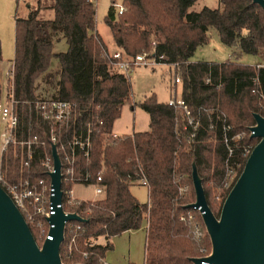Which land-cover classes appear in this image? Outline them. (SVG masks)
Instances as JSON below:
<instances>
[{"label": "trees", "instance_id": "1", "mask_svg": "<svg viewBox=\"0 0 264 264\" xmlns=\"http://www.w3.org/2000/svg\"><path fill=\"white\" fill-rule=\"evenodd\" d=\"M195 2L121 0L122 13L108 7L105 23L116 47L131 57L153 49L156 56H165L162 62L175 64L180 97L189 111L148 96L139 102L149 115L148 129L117 137L112 136V126L122 107L131 102L130 81L114 67L96 30L94 1L37 0L26 17H15L13 96L24 135L45 140L49 133L48 123L34 107V101L41 99L37 80L42 78L54 89L51 98L74 105L68 123L55 130L58 141L68 142L74 134L90 138L88 157L76 152L77 176L89 173L88 181L94 183L101 172L105 188L101 198L68 207L85 221L80 222L83 230L76 236L77 250L65 257L61 246L63 262L101 264L99 258L112 249L111 237L139 229L144 222L143 264H194L192 258L210 254L201 215L187 207L195 201L193 164L207 204L219 217L246 162L243 148L258 142L249 135V127L255 124V113L264 117V66L191 58L209 41L210 29L234 49L233 54L264 57V9L252 0H219L216 8L190 10ZM43 9L52 10V18L40 16ZM60 38L65 39L67 50L54 53V42ZM53 58L58 62L54 73L50 70ZM238 134L241 138L233 141ZM225 138L232 148L230 156ZM38 152L31 164L33 177L45 176L39 163L43 152ZM8 164L15 179L18 160L9 155ZM237 164L231 184L213 195V188H223L226 168ZM141 179L147 181L144 203L130 190ZM215 197L220 199L217 207ZM30 230L40 243L36 229L30 225ZM100 238L104 242H96ZM80 251L88 255L83 257Z\"/></svg>", "mask_w": 264, "mask_h": 264}, {"label": "built area", "instance_id": "2", "mask_svg": "<svg viewBox=\"0 0 264 264\" xmlns=\"http://www.w3.org/2000/svg\"><path fill=\"white\" fill-rule=\"evenodd\" d=\"M111 5L115 8L117 13H122L125 10V6L121 2L112 1ZM109 56L113 59L112 64L114 67L125 73L137 66L154 67L160 64H167L162 62L165 60V56H156L153 49L151 51H142L132 57L127 56L124 52L117 49L109 52ZM170 66L174 69L176 65L172 64ZM13 73L14 61L11 62L8 70L4 71L0 67V187L18 208L28 226L30 227L31 225L36 229L37 239L40 243H38L36 239L35 240L38 246L41 247L45 240L52 239L49 231L53 227V224L49 223L48 218L55 213V208L51 202V197L54 195V188L52 187L50 178V173L54 172L52 145H55L61 162L62 194L61 201L56 207H61L64 213H70L67 210L68 207L87 200L79 199L73 195V188L76 184L91 186L93 188V196L90 199L92 201L101 198L104 195L105 188L101 184V172L98 173L94 183H89V173H86L82 177L76 174V152L77 150L82 151L84 155L88 157L90 148L89 136L83 137L81 134H74L68 142L64 143L59 142L55 134L56 128L62 124L68 123L74 114V105L70 101L51 97L34 101L35 109L49 125V133L45 140L40 139L38 135H24L19 125L16 101L13 96V86L11 83V81H13ZM174 82L180 83L179 74L175 75ZM6 84L10 85L8 89L3 90V86L5 87ZM168 103L183 106L187 114L189 113L186 105L181 99H171ZM227 128H230V126H227ZM251 134L252 131L249 130V135L251 136ZM236 137L237 135L233 137L232 140L237 141L241 138L238 137L239 139H236ZM224 141L228 146V139L225 138ZM40 149L43 154L39 158V163L45 176L33 177L31 164L35 154L39 153L38 151ZM228 149L230 156L232 148L228 146ZM252 149V145H246L243 148L242 155L248 157ZM9 155H12L14 159L18 160V171L15 179L10 177L11 171L9 170L8 164ZM237 166H239V164H237ZM227 169L229 173H233L235 167ZM231 182L228 183L225 179V186H229ZM139 183L147 186V181L145 179H141ZM82 230L83 228L79 221L65 222L63 241L61 243V246L63 245L65 257H69L73 250H77L76 236L78 232ZM94 243L95 242H85V244L89 246ZM80 252L83 257L88 255L87 251ZM99 261L101 264H108L102 257L99 258ZM62 263L70 264L63 261ZM201 264H208V262L202 261Z\"/></svg>", "mask_w": 264, "mask_h": 264}, {"label": "water", "instance_id": "3", "mask_svg": "<svg viewBox=\"0 0 264 264\" xmlns=\"http://www.w3.org/2000/svg\"><path fill=\"white\" fill-rule=\"evenodd\" d=\"M264 9V0H252ZM251 137L258 139L242 172L227 194L216 217L207 204L195 164L192 183L195 201L187 207L198 210L209 235L211 252L192 258L194 264H264V117L255 113ZM54 172L50 173L55 213L48 218L52 239L38 246L24 217L0 187V264H64L60 257L64 224L83 222L78 214L56 207L61 201V162L52 145Z\"/></svg>", "mask_w": 264, "mask_h": 264}, {"label": "rangeland", "instance_id": "4", "mask_svg": "<svg viewBox=\"0 0 264 264\" xmlns=\"http://www.w3.org/2000/svg\"><path fill=\"white\" fill-rule=\"evenodd\" d=\"M93 1L95 5L96 28L108 46L112 47L113 36L110 28L105 23V15L112 1L121 2V0ZM36 3L37 0H0V67L4 71L9 69L11 62L14 60L15 17H26L29 13L28 5L34 7ZM204 6L216 8L219 6V0H196L190 7V10L199 11ZM50 11L52 10L43 9L40 16L47 18ZM67 47L65 39L61 38L54 43L53 52H65ZM233 53L234 49L224 45L220 41L217 32L214 29H210L209 41L205 45L197 48L191 60L215 62L234 60L246 65L264 64V57L261 55ZM52 63L53 66L50 70L54 73L57 69V59L53 58ZM126 74L130 81L131 104L127 103L124 106L122 116L118 123L126 122L132 124L135 122L138 128L143 123L148 125L149 115L139 106V102L151 95H154L160 102L168 101L169 98L173 97L178 99L181 96V83L174 82L175 75L179 73H176L170 65L160 64L154 67L137 66ZM11 83L13 86V81ZM9 85L6 84L5 87L3 86V90L8 89ZM37 87V93L40 98H49L54 93V89L44 83L42 78L37 80ZM241 136L242 134H238L236 139H239L238 137ZM227 170L226 168L225 179L230 183L238 172V166L235 167L233 173H229ZM209 173L212 174V171ZM227 187L224 183L223 188H213V195L219 194L222 189H226ZM130 190L139 202L144 203L147 201V188L145 185L135 183L130 187ZM73 195L79 199H87L86 201H89L93 196V188L91 186L76 184L73 188ZM215 201L217 207L220 199L215 197ZM110 241L112 243V249L108 250L105 254V261L108 264H143L145 231L142 228L122 232L111 237ZM96 242H104V239H97Z\"/></svg>", "mask_w": 264, "mask_h": 264}, {"label": "crops", "instance_id": "5", "mask_svg": "<svg viewBox=\"0 0 264 264\" xmlns=\"http://www.w3.org/2000/svg\"><path fill=\"white\" fill-rule=\"evenodd\" d=\"M29 7H30V5H28ZM43 11V10H42ZM41 11V12H42ZM40 12V13H41ZM52 16H53V12L52 11H50L49 13H48V15H47V18H52ZM96 30H97V28H96ZM97 32H98V30H97ZM99 33V32H98ZM102 37V36H101ZM61 39V38H60ZM59 39V40H60ZM103 39V38H102ZM103 41H104V39H103ZM55 43V42H54ZM104 43L106 44V46H107V48H108V50H109V52H111V51H115V50H117L118 48L116 47V45H115V43H114V40H113V46L112 47H110V46H108V44L104 41ZM255 66H264V64H261V63H257V64H255ZM171 99H177L176 97H173V98H169L168 99V101H162V102H169V100H171ZM178 99H181V97L180 98H178ZM129 104H131V102L129 103ZM127 104H125L124 106H126ZM124 106L122 107V109H121V113H120V116L114 121V123H113V126H112V135L113 136H120V135H124V134H131V133H133V132H138V131H145V130H147L148 129V127H149V121H148V125L145 123H143L142 124V126H140L139 128H138V126L136 125V123L135 122H133L132 124H130V123H126V122H123V123H118V121L120 120V118H121V116H122V110H123V108H124ZM135 112V111H134ZM146 125H147V127H146ZM136 184H139V185H142V184H140V183H136ZM146 188H147V186H146ZM147 200H148V190H147ZM144 231H145V234H146V228H147V224H146V222H144L143 223V226L141 227ZM131 231V230H130ZM104 260H105V256H104Z\"/></svg>", "mask_w": 264, "mask_h": 264}]
</instances>
